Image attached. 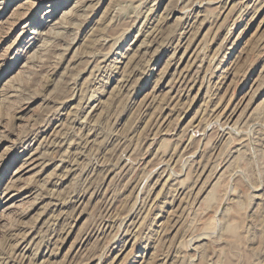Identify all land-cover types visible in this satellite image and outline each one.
Here are the masks:
<instances>
[{
  "label": "rangeland",
  "instance_id": "rangeland-1",
  "mask_svg": "<svg viewBox=\"0 0 264 264\" xmlns=\"http://www.w3.org/2000/svg\"><path fill=\"white\" fill-rule=\"evenodd\" d=\"M0 264H264V0H0Z\"/></svg>",
  "mask_w": 264,
  "mask_h": 264
}]
</instances>
